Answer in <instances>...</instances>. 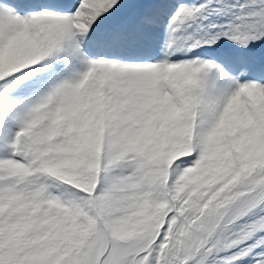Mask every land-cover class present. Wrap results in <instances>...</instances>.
Returning a JSON list of instances; mask_svg holds the SVG:
<instances>
[{"label": "snow or ice", "instance_id": "snow-or-ice-1", "mask_svg": "<svg viewBox=\"0 0 264 264\" xmlns=\"http://www.w3.org/2000/svg\"><path fill=\"white\" fill-rule=\"evenodd\" d=\"M0 264H264V0H0Z\"/></svg>", "mask_w": 264, "mask_h": 264}]
</instances>
